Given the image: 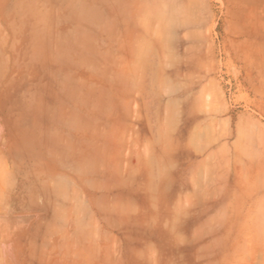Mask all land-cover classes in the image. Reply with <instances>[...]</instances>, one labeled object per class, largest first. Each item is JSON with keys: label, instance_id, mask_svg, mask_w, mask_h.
<instances>
[{"label": "crops", "instance_id": "obj_1", "mask_svg": "<svg viewBox=\"0 0 264 264\" xmlns=\"http://www.w3.org/2000/svg\"><path fill=\"white\" fill-rule=\"evenodd\" d=\"M1 1L0 264H114L115 230L102 221L111 214L97 207L111 200L95 191L113 185L98 175V90L90 71L88 85H77L74 66L97 42L99 24L111 44L118 26L138 27L129 55L138 85L146 28L158 26L161 10L147 13L140 0ZM233 10L234 24L248 28L235 33L233 51L248 64L252 112L235 115L217 158L187 170L195 182L186 233L201 236L202 251L204 236L218 239L209 246L216 257L201 264H264V0H233Z\"/></svg>", "mask_w": 264, "mask_h": 264}, {"label": "rangeland", "instance_id": "obj_2", "mask_svg": "<svg viewBox=\"0 0 264 264\" xmlns=\"http://www.w3.org/2000/svg\"><path fill=\"white\" fill-rule=\"evenodd\" d=\"M140 2L147 13L161 10V21L146 28L138 85L129 72L138 27L118 26L111 44L99 24L97 42L74 66V82L88 85L90 71L98 90V175L113 185L95 190L111 200L97 207L111 214L102 221L115 230L114 264H201L216 257L209 246L218 239L204 236L202 251L201 236L186 233V191L195 182L187 170L217 158L213 151L233 139L235 115L252 112L248 64L233 51L235 33L248 28L234 24L233 0Z\"/></svg>", "mask_w": 264, "mask_h": 264}]
</instances>
